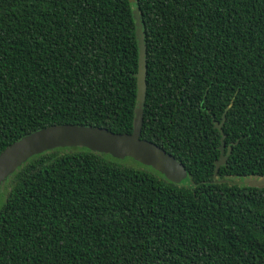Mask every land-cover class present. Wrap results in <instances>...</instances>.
<instances>
[{
    "label": "trees",
    "instance_id": "16d2710c",
    "mask_svg": "<svg viewBox=\"0 0 264 264\" xmlns=\"http://www.w3.org/2000/svg\"><path fill=\"white\" fill-rule=\"evenodd\" d=\"M134 6L140 137L187 177L83 147L33 155L3 183L0 264H264V188L236 183L264 176V0H0V151L56 124L131 133Z\"/></svg>",
    "mask_w": 264,
    "mask_h": 264
},
{
    "label": "water",
    "instance_id": "95a60500",
    "mask_svg": "<svg viewBox=\"0 0 264 264\" xmlns=\"http://www.w3.org/2000/svg\"><path fill=\"white\" fill-rule=\"evenodd\" d=\"M131 2L133 0H130ZM135 20V34L138 45V60L136 72V105L132 119L131 133H116L104 127L81 124L50 125L31 133L7 145L0 151V188L7 177L11 175L23 162L33 155L40 154L59 147H83L92 152L109 154L113 158L130 157L136 162L149 166L172 183H180L187 177L183 165L173 156L157 146L155 143L143 139L141 127L143 121V105L146 92V47L143 41V32L138 7L132 8ZM227 108H225L224 113ZM215 123L214 128L221 132L219 158L215 161L214 176L218 167L224 164L223 139L221 123ZM229 148L227 154L229 153ZM251 187L264 188V176L243 177L237 181Z\"/></svg>",
    "mask_w": 264,
    "mask_h": 264
},
{
    "label": "rangeland",
    "instance_id": "374dc122",
    "mask_svg": "<svg viewBox=\"0 0 264 264\" xmlns=\"http://www.w3.org/2000/svg\"><path fill=\"white\" fill-rule=\"evenodd\" d=\"M116 161H118L120 164L125 165V166H137V162L135 160H133L130 157H124V158H120V159H116ZM3 184L0 188V193L3 191Z\"/></svg>",
    "mask_w": 264,
    "mask_h": 264
}]
</instances>
